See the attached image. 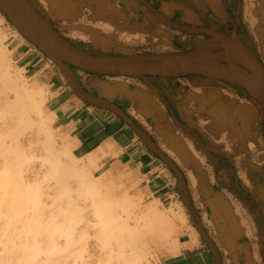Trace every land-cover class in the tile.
<instances>
[{"label": "crops", "instance_id": "1", "mask_svg": "<svg viewBox=\"0 0 264 264\" xmlns=\"http://www.w3.org/2000/svg\"><path fill=\"white\" fill-rule=\"evenodd\" d=\"M146 1L182 26L224 34L236 27L253 51L245 28H256L263 35L256 55L264 63V21L259 13L248 20L247 0ZM31 2L88 52L135 56L196 48L188 47L199 34L167 25L139 0ZM7 48L31 80L28 87L45 92L43 111L54 117L58 140L72 156L143 210L166 215L162 231L146 235L156 264H264V111L253 98L202 75L85 72L56 62L21 30L11 33Z\"/></svg>", "mask_w": 264, "mask_h": 264}, {"label": "rangeland", "instance_id": "2", "mask_svg": "<svg viewBox=\"0 0 264 264\" xmlns=\"http://www.w3.org/2000/svg\"><path fill=\"white\" fill-rule=\"evenodd\" d=\"M244 5L248 20H251L252 18L258 19L256 15L257 13H259V18L261 19V21H264L261 13V11H264V0H247ZM246 24L249 26L251 25L250 23H248V21H246ZM245 29H247L249 32V35L245 36V39L252 46L254 52L261 56L260 48L262 46L263 40V35L261 34V31H258L254 27H248ZM17 30H19V26L15 22L10 20L7 13L3 10L2 6H0V38L2 39L4 37L1 41L2 46H0L1 48H4V50L1 48L0 50H2V53L5 55L2 56V62L4 63H2L3 65H1V67H5L4 69H0V71L1 73H4L2 72V70L5 71L7 76H10V81H13V83L15 82L16 85H33L31 80L25 78L22 71H20L16 67L10 54L6 51V49H8V38L10 37L12 32L14 33V31ZM206 39L207 37L205 35H196L193 37V40L191 41L190 46L188 48H195L199 44L204 42ZM7 58H9V60ZM6 71H8L9 74ZM1 73L0 83L2 82V84L0 85V88H3V85L6 88L0 89V98L3 99L4 95V98L6 100L8 98L13 99L14 93L12 92H14V90L8 82L6 84L7 76L5 75V73L4 75L6 77V81H2V79H4V75L2 76ZM217 82L226 84L219 80H217ZM5 84L7 86L9 85V90ZM4 89H6L5 91L7 92V94L5 93ZM234 89L238 90L237 88ZM1 99L0 104L3 103L2 101H5V99H3L2 101ZM0 109L5 110V108L1 106ZM12 109H15L16 112L18 111V108ZM8 110L6 109L7 112H4L8 114L10 113L11 116V112H9ZM5 113H3V115ZM6 115L4 118L0 115L3 118L0 119V136L2 137L0 138V146L1 144H3V142L7 146L6 147L4 145L5 147H3L2 145L3 148L1 147L2 149L0 150V264H39L40 262L44 263L45 261L48 262L47 264H70V261H72V246L68 241V237L65 236V234L62 235L63 229H65L63 225H69L68 222L70 218L67 216L66 218L64 217L66 220H68V222L65 220H61L63 218V215L71 216L74 214L75 219L73 218L74 223L72 224L74 225L76 223L75 230L77 229L76 231H78V234H75V236L77 237H75L77 239V243L74 248L83 247L85 250V256L90 257L89 264H95V256H100L101 258H103L102 256H105L106 254L104 250L105 246H107L109 242L116 240V238H119L115 235V232L116 229H122V227H125L123 221L128 224H131V222L134 221L132 222V224L135 225L137 223L136 220L138 219H136V217H140L141 213L149 215L151 219L155 218L159 214H163L161 212H158V210L153 207H147L143 210L141 205L135 203V201L127 193L119 190V188H117L115 185L103 184L100 182V180L95 179L93 175L87 170V167L86 171L80 174L81 178L79 177V172L77 168L70 170L69 173L64 172V175L69 178V181L65 182V180H68V178L63 180V173L60 174V170L52 171V165L50 166L52 162L46 163L47 161H45L47 159L46 157L49 154L47 153V148L49 146L47 144L49 140L50 142L54 143V149H51L53 151L58 150L56 151L58 158L56 164L60 167V169L63 166H66L65 168L70 169L72 165H81L82 161L77 160L74 156H72L71 153L67 154L66 156L61 153L62 150L68 147L60 143V141L58 140L56 130L53 126L52 121L50 127L52 129L54 138L53 140H47L44 134H41L38 131V127L34 122L35 120H38V115L36 113H29L28 117L26 115V117H23L24 121L26 119L27 121H29V123H27V121H25L26 123H24V121L22 120L16 122L18 117L20 118L19 113L16 117L12 115L11 119L9 115V117ZM44 115L46 117L48 116L46 107L44 108ZM7 117L10 119L9 121ZM12 117L14 118V120ZM5 118L7 119L6 121H4ZM30 118H32L31 121ZM20 119H22V115ZM11 120L13 121V123L16 122V125L15 123L13 125ZM20 121L23 122V125H20ZM17 123H19V126L17 125ZM11 125L14 127H18V129L11 127ZM10 127L15 131L10 129ZM7 128L9 131L7 130ZM3 133H5V135ZM3 137L6 138L4 139ZM2 140L4 141L2 142ZM9 145H11V148L8 147ZM13 147H15V149H13ZM6 148H9L8 150L11 153L9 151L8 152L12 156L10 154L6 155ZM10 159L11 161L8 162V160ZM49 159L50 158L48 157V162ZM53 172H55V175H58L57 178L52 177L54 176L52 174ZM56 179H58L57 181L65 182V184L73 183V185L71 184L72 188L68 186H63L64 184L62 185L60 182H57ZM75 183H77L78 185ZM79 184L81 189L84 188L82 192H79V190H81ZM82 185H85V187H83ZM75 186L78 192L75 189ZM70 197H73V199H68ZM67 199L69 200V202L71 201L70 203H74V208L71 206ZM95 203L96 205H98V208L101 211H111L112 215L115 212L117 216H123L122 219H120L119 217L117 218L118 223H116V225L119 224L120 228L114 225L115 220L112 219L111 216L109 217L104 213L102 220L106 221V228H109V232L107 235L101 234V231L99 230L100 227L94 225V223H98L99 221L95 215ZM75 207L77 208L75 209ZM110 207H113V209H109ZM67 209H73V212L71 211L72 214H70V210L68 211ZM49 215H52V217L56 219L50 220L51 216ZM60 217L62 218L60 219ZM58 218L61 220L60 223ZM128 219L132 221L130 222ZM126 220H128L129 222H127ZM65 222L67 224H65ZM42 223V227H47L49 233H47L45 236L39 235L42 236L39 237L37 236L38 233L36 232V230H39L41 228H39L38 226H41ZM47 223L50 225L51 229H49ZM58 223L60 224L59 226L57 225ZM62 223L64 224L61 225ZM88 224L90 225L88 226ZM132 224L130 226H132ZM53 226H55L54 229H58L57 232V229L54 230ZM148 228L143 234L144 237H146V235L152 230L150 229V227ZM67 229H69L68 226ZM83 229L85 230L84 233ZM29 232L32 233L33 237ZM65 233L67 234V231ZM36 236L38 239L36 238ZM34 237L36 238V240L33 239ZM123 237L127 238V234H123ZM27 245H29L31 250L29 252H24V248L26 249ZM148 254L150 256V260L149 256L147 257ZM148 254H146V258H143V263L146 264L147 259V261L149 262L147 264H156L152 252L150 251L148 252ZM3 255H8V258H6V256L1 257ZM9 255L13 257H10ZM21 256H24L26 258L24 259ZM124 261L125 259H122L121 262L123 263ZM113 262L114 259L108 256V259L104 260V263L102 264H113Z\"/></svg>", "mask_w": 264, "mask_h": 264}, {"label": "water", "instance_id": "3", "mask_svg": "<svg viewBox=\"0 0 264 264\" xmlns=\"http://www.w3.org/2000/svg\"><path fill=\"white\" fill-rule=\"evenodd\" d=\"M167 25L207 39L195 49L181 53L108 56L83 50L66 40L36 9L31 0H0V5L19 30L30 37L53 60L96 75L138 78L207 76L237 86L264 111V63L237 35L199 27L182 26L164 17L146 0H139Z\"/></svg>", "mask_w": 264, "mask_h": 264}, {"label": "bare ground", "instance_id": "4", "mask_svg": "<svg viewBox=\"0 0 264 264\" xmlns=\"http://www.w3.org/2000/svg\"><path fill=\"white\" fill-rule=\"evenodd\" d=\"M258 5V4H257ZM254 19V18H253ZM256 21V20H255ZM1 35V34H0ZM6 36V35H5ZM4 38V37H3ZM2 38V39H3ZM2 39L0 38V44L2 43L1 41H2ZM0 46H2V44L0 45ZM5 47V46H4ZM1 48V47H0ZM1 49H3L4 50V48H1ZM6 49V48H5ZM6 51L9 53V51H8V49H6ZM263 52H264V47H263ZM2 53V50H0V69H4V67H1V65H3L2 63H4V62H2L3 61V58H2V56L4 55L3 53ZM5 53V52H4ZM10 54V53H9ZM5 56V55H4ZM6 58V57H5ZM8 60H9V58H7ZM6 60V59H5ZM6 62V61H5ZM8 62V61H7ZM2 72H4L5 73V71H3L2 70ZM7 73H8V71H6ZM0 73H1V71H0ZM4 73H1L2 74V76L4 75ZM9 74V73H8ZM5 75L7 76V74L5 73ZM5 75H4V79H2V81L3 80H5ZM11 75V74H10ZM1 77V76H0ZM7 81H6V84H7V82L12 86V88H13V90H14V92H12V93H14V98L13 99H10V98H8L7 100L4 98L5 96L3 95V99H5V101H2L3 99H1V101L3 102H1L2 104H0V106L1 107H3V108H5V110L4 109H0V113H2V114H0L3 118L5 117V115L6 116H10V113L8 114V113H5V112H7L6 111V109L9 111V112H11V116L12 115H14L15 113H17V114H15L14 116L16 117L17 115H18V113L20 114V118H21V115H22V119H20L19 117H18V121L16 120V122H19V120H22V121H24V119H23V117L26 115L27 117L29 116V113H31V114H34V113H36L37 115H38V120H35L34 122H35V124L37 125V127H38V131L41 133V134H44V136L47 138V140H49V139H51V140H53V132H52V129H51V127H50V125H51V121H52V118H54V117H50V115H48L47 117L44 115V111H43V108H42V106H43V104L46 102V94H45V92L44 91H37V92H35V91H33L31 88H29L28 87V85H25V86H20V85H16V83L14 84L13 83V81H10V76L8 75L7 76ZM0 81H1V78H0ZM5 81H3V82H5ZM26 83V82H25ZM2 84V82L0 83V85ZM4 84V83H3ZM5 84V85H6ZM7 86V85H6ZM9 86V85H8ZM7 86V88H8V90H9V88L10 87H8ZM2 88V87H1ZM0 88V89H1ZM3 88H6V87H4V85H3ZM2 88V89H3ZM6 89H4V91H5ZM12 90V89H11ZM9 92V91H8ZM11 92V91H10ZM5 93L7 94V92L5 91ZM11 94V93H10ZM8 96V95H7ZM10 108H11V110H10ZM12 108H18L17 110V112L15 111V109H12ZM5 112H4V111ZM14 110V111H13ZM3 111V112H2ZM14 113H13V112ZM34 112V113H33ZM3 113H5L4 115H3ZM0 116V117H1ZM8 116V117H9ZM11 116H10V119H11ZM13 116V117H14ZM25 116V117H26ZM53 116V115H52ZM0 118V119H3V118ZM7 117V118H8ZM12 117V118H13ZM14 117V118H15ZM14 118H13V120H14ZM9 118H8V121L10 120ZM29 119V118H28ZM31 119L32 118H30V121H31ZM7 119L5 118V120L4 121H6ZM3 121V120H2ZM22 121H20L21 123H20V125H23V122ZM25 121H27L26 119H25ZM24 121V123H26ZM11 122L13 123V121L11 120ZM16 122H14L15 123V125H16ZM53 122V121H52ZM14 123H13V125H14ZM27 123H29V121H27ZM19 123H17V125H18ZM31 124V123H30ZM10 126V125H9ZM8 126V127H9ZM19 126V125H18ZM11 127H13V128H16V129H18V127H14V126H12L11 125ZM10 127V129H12ZM7 130H8V128H7ZM12 130H14V129H12ZM33 130V129H32ZM2 131V130H1ZM9 131V130H8ZM15 131V130H14ZM38 131H37V133H38ZM6 132V131H5ZM2 134V133H1ZM4 135H5V133H3ZM0 138H2L1 136H0ZM4 139L6 138V137H3ZM4 140H2V142H3ZM1 142V141H0ZM39 142V141H38ZM33 143V142H32ZM52 143L53 142H50V140H49V142H48V144L47 145H49L48 146V152H47V149H46V146H45V149H46V152L47 153H49L48 154V156L44 159L45 161H47L46 163H50V162H52L51 164H50V166L52 167L51 169H52V171H57V170H60L59 171V173L61 174V173H63L62 175H63V180H65V179H67L68 177H66L64 174V172H66V173H69V171L70 170H73V169H78V172H79V177L81 178V175L80 174H82V173H84L85 171H86V164H88V163H86V164H81V165H76V166H71V168L70 167H68V168H70V169H67V168H65L64 166L62 167V165H61V169H60V167L59 166H57V164H56V162L58 161V158H57V153H56V151H58V150H52V149H54L53 147H54V143H53V145H52ZM51 144V145H50ZM2 145H3V147H5L6 145L4 144V142H3V144H1V146H0V150L3 148L2 147ZM5 145V146H4ZM56 145V144H55ZM11 145H9L8 147L9 148H11L10 147ZM191 146V145H190ZM2 147V148H1ZM7 147V146H6ZM9 148H6L7 150V152H6V155L8 154H10L11 152L8 150ZM50 148V149H49ZM52 148V149H51ZM65 148V147H64ZM13 149H15V147H13ZM55 149H57V148H55ZM192 149V148H191ZM51 150H52V152H51ZM193 150V149H192ZM5 151V150H4ZM10 153H9V152ZM193 152V151H192ZM61 153L63 154V155H67V154H70L71 152H70V149L69 148H65L64 150H62L61 151ZM5 155V156H6ZM11 155V154H10ZM12 156V155H11ZM52 157V159H51V157ZM7 157V156H6ZM48 157L51 159V161H50V159H49V162H48ZM56 159H55V158ZM53 158H54V160H53ZM9 161H11V159L10 160H8V162ZM91 161V160H90ZM74 164V163H73ZM75 165V164H74ZM55 166V167H54ZM54 169V170H53ZM63 169H64V171H63ZM61 170H62V172H61ZM52 174L54 175V176H52ZM51 174V176L52 177H56L57 178V176L58 175H55V172H53ZM66 175H68V174H66ZM50 176V177H51ZM51 177V178H52ZM66 177V178H65ZM59 178V177H58ZM50 179V178H49ZM53 179V178H52ZM79 179V178H78ZM58 179H56V181H57ZM69 181V178H68V180H65V182H68ZM57 182H60V181H57ZM65 182H60L63 186H65V187H71L72 188V185H73V183H71V182H69V183H71V184H65ZM75 184H77V183H75ZM81 184V183H80ZM80 184H79V187H80ZM85 184V183H84ZM71 185V186H70ZM78 185V184H77ZM76 185V186H77ZM76 186H75V189L77 190V188H76ZM83 186V185H82ZM78 187V186H77ZM78 187V188H79ZM83 187H85V185L83 186ZM82 187V188H83ZM73 188H74V186H73ZM80 189H81V187H80ZM84 189V188H83ZM83 189H81V190H79V192H82V190ZM74 190V189H73ZM77 192H78V190H77ZM81 198V197H80ZM68 199H73V197L71 198H68ZM67 199V200H68ZM68 202H69V200H68ZM71 202V201H70ZM69 202V203H70ZM71 204V206L73 207L74 206V203L72 202V203H70ZM73 204V205H72ZM94 207H95V215H96V217H97V219L99 220L98 221V223H94V225H96V226H99L100 228H99V230L101 231V234H108V232H109V228H106V221L105 220H102V217H103V215H104V213H105V215H108L109 217L111 216V218L112 219H114L115 221H114V225H116V223H118V217L120 218V219H122V217L120 216V215H116V213L114 212L113 213V215L111 214V211H101L99 208H98V205H96V203H95V205H94ZM74 208V207H73ZM77 207H75V209H76ZM109 209H113V207H110ZM69 212H70V214H72L71 213V211L73 210V209H67ZM78 210V209H77ZM73 212V211H72ZM172 213V212H171ZM49 216H51V219L50 220H54V219H56V218H53L52 217V215H49ZM62 216V215H61ZM66 216L67 217H69L70 218V220H69V222H68V220H66L65 218H66ZM168 216V215H167ZM65 217V218H64ZM133 217V216H132ZM136 217V216H135ZM62 217H60V219H61ZM73 218L75 219V216H74V214L73 215H63V218L61 219V220H65V221H67L68 223H69V225L65 222V224H67L66 226L65 225H63L64 223H62L61 225H63L64 227H65V229H63V232H62V235L63 234H65V236H67L68 237V241H69V243H70V245L72 246L71 247V253H72V261H70L71 263L70 264H89V259H90V257L88 256H85V250H84V248L83 247H76V248H74L75 246H76V243H77V237L75 236V234H78V231H76L75 230V225H76V223L73 225L72 223H74L73 222ZM138 218V219H137ZM59 218H58V220H59V223H60V220ZM129 219H130V217H129ZM128 219V220H129ZM132 219V218H131ZM136 221H137V223L134 225V224H132V222H134V221H130L131 222V224H132V226H130L128 223H126L125 221H123V223H124V225H125V227H122V229H116V232H115V235L116 236H118L119 238H116V240H113V241H111V242H109V244L107 245V246H105V248H104V250H105V252H106V254H105V256H102L103 258H101L100 256H95V258H96V263L95 264H102V263H104V260H106V259H108V256L109 257H111L112 259H114V262H113V264H144L143 263V258H146V254H148V252H150L151 250H150V246H148V243L146 242V237H144L143 236V234L145 233V231H146V229L148 228V227H150V229H153V228H158L159 230L161 229L159 226H161V225H163V224H165V222H167L168 221V219H167V217H166V215H164V214H159L158 216H156L155 218H153V219H151L150 218V216L149 215H147V214H145V213H141L140 214V217H136ZM128 220H126L127 222H129ZM134 220V219H133ZM49 221V220H48ZM72 221V222H71ZM89 221V220H88ZM41 223V222H40ZM57 224L58 226L60 225V224ZM38 224V223H37ZM48 224V223H47ZM42 225H43V223L41 224V226L39 225L38 227L40 228L38 231L36 230V232L38 233V235L37 236H39V235H46L47 233H49L48 231L49 230H47V227L45 228V227H42ZM46 225V224H45ZM50 225H51V222H50ZM50 225L48 224V226H49V229H51L50 228ZM52 225H54V224H52ZM90 224H88V226H89ZM134 225V226H133ZM67 226H68V228L69 229H67ZM117 227H119L120 228V225L118 224V225H116ZM54 227L55 226H53V229H54ZM153 227V228H152ZM57 228H55L54 230H56ZM148 230H149V228H148ZM58 231V229L56 230V232ZM67 231V234L65 233ZM160 231H162V230H160ZM27 232V231H26ZM55 232V233H56ZM85 232V230L83 229V233ZM158 232V231H157ZM30 233V232H29ZM31 234V236H32V233H30ZM80 234V233H79ZM123 234H127V238H124L123 237ZM29 236V235H28ZM37 236H36V238H37ZM165 236V235H164ZM33 237V236H32ZM31 237V238H32ZM39 237H42V236H39ZM76 237V238H75ZM166 237V236H165ZM164 237V238H165ZM36 238L34 237L33 239H35L36 240ZM167 238V237H166ZM165 238V240L167 241L168 239H166ZM174 238V237H173ZM38 239V238H37ZM41 239V238H40ZM27 241V240H26ZM29 241V240H28ZM165 241V242H166ZM164 242V243H165ZM170 242V241H169ZM39 243V242H38ZM30 244V243H29ZM166 245H167V243H166ZM22 246V245H21ZM32 246V245H31ZM168 246V245H167ZM27 248L25 249L24 248V252H29L31 249H30V247H29V245H27L26 246ZM29 247V248H28ZM32 248V247H31ZM9 249V248H8ZM1 250V249H0ZM10 250V249H9ZM13 250V249H12ZM11 250V251H12ZM22 251H23V249H22ZM23 253V252H22ZM173 253V252H172ZM26 254V253H25ZM153 254V253H152ZM6 256V258H8V255H3V256H1V257H5ZM10 256V255H9ZM25 256V255H24ZM24 256H21V257H23L24 259L26 258V257H24ZM26 256H28V255H26ZM149 256V254L147 255V257ZM10 257H13V256H10ZM5 258V259H6ZM156 258V257H155ZM154 258V259H155ZM3 259V258H2ZM62 259V258H61ZM102 259H104V260H102ZM122 259H125V261L122 263L121 261H122ZM59 260V259H58ZM149 260H150V256H149ZM146 262L147 263H149L148 261H147V259H146ZM48 262L47 261H45L44 263L43 262H40L39 264H47ZM50 263V262H49ZM61 263V262H60ZM146 263V264H147ZM62 264V263H61Z\"/></svg>", "mask_w": 264, "mask_h": 264}, {"label": "trees", "instance_id": "5", "mask_svg": "<svg viewBox=\"0 0 264 264\" xmlns=\"http://www.w3.org/2000/svg\"><path fill=\"white\" fill-rule=\"evenodd\" d=\"M1 6V5H0ZM226 34V33H225ZM227 35H230V34H228L227 33ZM225 83V82H224ZM228 84V83H227ZM230 86H232L233 88H237L238 90H241L240 88H238L237 86H234V85H232V84H229ZM243 91V90H242ZM243 92H245V91H243ZM246 93V92H245Z\"/></svg>", "mask_w": 264, "mask_h": 264}]
</instances>
